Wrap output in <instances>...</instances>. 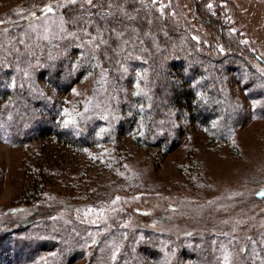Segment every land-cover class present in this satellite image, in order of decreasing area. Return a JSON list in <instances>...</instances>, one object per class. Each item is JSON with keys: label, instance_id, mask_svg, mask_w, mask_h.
Returning <instances> with one entry per match:
<instances>
[{"label": "rangeland", "instance_id": "1", "mask_svg": "<svg viewBox=\"0 0 264 264\" xmlns=\"http://www.w3.org/2000/svg\"><path fill=\"white\" fill-rule=\"evenodd\" d=\"M156 1L202 48L224 53L216 32L197 17V0ZM63 2L69 0L53 1L54 7H44L18 27L15 22L31 7L25 0H0V62L15 68L5 80L8 86L19 85L22 99L42 96L61 126L95 119L118 127L124 119L123 126L104 130L102 139L84 147L67 142L72 135L59 138L52 130L19 142L9 129L10 114L0 107V227L21 205L61 201L75 207L60 210L56 217L93 230L122 212L139 223L142 213H148L149 224L154 221L151 226L157 228L164 222L152 218L167 213L162 238L172 247L166 251L170 264H192L182 260L189 247L206 264L264 261V116L259 110L264 96L255 72L240 68L235 60L231 66L219 63L224 72L213 64L211 73L206 70L208 81L217 82L221 95L214 122L203 125L193 110H174L168 120L156 121L167 142L152 138L139 143L138 122L149 109L148 65L131 56L114 87L100 56H106L107 27L93 22L90 29L75 27ZM205 2L243 36L246 50L264 57V0ZM241 57L258 64L252 54ZM178 81L191 89L187 77L179 75ZM50 106L38 108L48 114ZM43 226L31 228L27 237H45ZM205 243L210 257L203 253ZM58 251L56 246L44 252L43 260L57 261Z\"/></svg>", "mask_w": 264, "mask_h": 264}, {"label": "trees", "instance_id": "2", "mask_svg": "<svg viewBox=\"0 0 264 264\" xmlns=\"http://www.w3.org/2000/svg\"><path fill=\"white\" fill-rule=\"evenodd\" d=\"M53 1L55 0H25L26 5L31 8L15 25H27L34 13H41L47 6L54 7ZM63 4L66 18L75 27L88 26L90 29L92 22L107 27L109 41L106 58L103 53L100 56L106 59L105 66L114 87L122 81L123 64L131 56L140 58L148 65L150 75L146 79L145 90L150 96L149 109H146L145 115L140 116L142 121L138 122L136 141L139 143H150L152 138L160 140L161 143L167 142L165 134L158 133L160 130L156 121L159 123V120H168L169 113L174 110H193L194 116L203 125L214 122L218 113L215 109L221 95L217 82L210 84L208 81L207 71L211 73L213 64L216 67L220 66V62H226L231 66V61L235 60L240 68L255 72L261 85L259 90L264 96V57L246 50L248 43L243 41V36L232 30L223 14L208 7L205 0H197L195 3L197 17L216 32L223 54L209 46L202 48L171 15L162 11L156 0H96L95 4H81L76 0V3ZM249 54L255 58L257 66L241 57ZM218 68L222 72L226 70L225 67V70L221 66ZM12 70L15 71V68L0 62V107L3 106L2 112L6 116L10 114L9 129L16 141L35 138L43 131L52 130L59 138L72 135L66 141L84 147L102 139L104 130L122 128L124 119L117 121L118 127H107L105 122L95 119L87 123L79 121L77 125L70 127L61 126L56 120L55 111L41 99L42 96L22 99L19 85L15 83L14 86H8L5 77ZM179 75L190 79L191 89L180 84ZM45 105L50 106L48 114L38 108ZM260 108L263 113L261 116H264V100ZM14 109L16 113L12 114ZM73 207L75 203L61 201L53 205H21L9 212L12 218L8 220V224L0 227V264H73L85 258V264L171 263L172 259L166 251H170L172 247L166 245L168 240L164 241L162 238L165 237L164 228H167L163 217L167 213L152 218L164 222L158 224L157 228L151 226L154 221L149 224L148 213H142L140 223L135 219L139 224L132 225L136 221L124 214L126 212H122V216H115L108 225H103L113 228L97 226V230H93L91 225L77 224L56 217L60 210ZM38 225H44L41 235L45 237L29 239L27 233ZM53 228L54 233L51 231ZM62 229L65 231L61 234ZM127 232H130L131 237H126ZM140 235L141 238L138 237ZM56 246L59 250L57 261L43 260L44 252ZM203 248L207 249L204 252L201 249L204 254L207 253L205 257H210L209 244L205 243ZM189 250L185 252L187 257L182 255V251L179 253V256H183L182 260L186 258L192 264H206V259L202 262L193 247H189ZM253 263L264 264V261L256 260Z\"/></svg>", "mask_w": 264, "mask_h": 264}, {"label": "snow or ice", "instance_id": "3", "mask_svg": "<svg viewBox=\"0 0 264 264\" xmlns=\"http://www.w3.org/2000/svg\"><path fill=\"white\" fill-rule=\"evenodd\" d=\"M70 3H76V0H69ZM86 3L92 4V0H85ZM48 11H51V8L48 9ZM264 195V193H262Z\"/></svg>", "mask_w": 264, "mask_h": 264}]
</instances>
